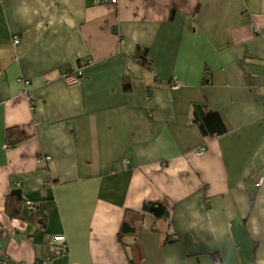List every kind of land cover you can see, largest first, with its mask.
<instances>
[{"label": "crops", "instance_id": "0c3cea01", "mask_svg": "<svg viewBox=\"0 0 264 264\" xmlns=\"http://www.w3.org/2000/svg\"><path fill=\"white\" fill-rule=\"evenodd\" d=\"M76 68L81 81L67 86ZM263 99L264 0H2L6 263L264 264ZM197 105L227 131L202 137ZM10 127L24 138L5 148ZM16 188L44 202L45 228L27 225L23 204L9 217ZM151 200L167 217L146 214L119 237L126 211Z\"/></svg>", "mask_w": 264, "mask_h": 264}, {"label": "trees", "instance_id": "16d2710c", "mask_svg": "<svg viewBox=\"0 0 264 264\" xmlns=\"http://www.w3.org/2000/svg\"><path fill=\"white\" fill-rule=\"evenodd\" d=\"M142 54L140 55V58L142 59V62L145 63L146 60L144 54ZM125 87L127 88L126 84ZM193 117L196 128L202 137L213 135L218 136L227 131L224 119L219 112L204 110L201 105H197L193 109ZM23 138L24 135L18 127H10L6 129V139L10 146L22 141ZM23 202L24 199L21 195L20 189H12L5 199V210L10 218L21 217ZM34 203H36V211L28 217L29 223L27 225L31 227L34 226L33 231H36L45 228L46 212L43 201ZM146 214H151L155 218H165L168 215V207L160 201L151 200L144 202L141 210L138 212L126 211L118 232L119 237L125 234L137 235L138 230L141 227L142 219ZM167 238L165 239V242L168 241Z\"/></svg>", "mask_w": 264, "mask_h": 264}, {"label": "built area", "instance_id": "2783aa9c", "mask_svg": "<svg viewBox=\"0 0 264 264\" xmlns=\"http://www.w3.org/2000/svg\"><path fill=\"white\" fill-rule=\"evenodd\" d=\"M94 2V4H110L113 6L117 5L118 0H92ZM2 2V0H0V3ZM14 43H18V39L14 37ZM91 60H83L82 63H90ZM82 76V69L81 68H76V70L73 73H64L62 74L63 80L65 82V84L67 86H72V85H78V82L80 80V77ZM20 82H22L23 84V90L22 92L28 97L29 100H31L30 97V92L28 90V85H29V81L28 80H23V79H19ZM170 87L173 89H177L180 87V82L179 80H177L176 77H173L172 80L170 81ZM264 102V99H263ZM32 101H30L31 104V109L33 110V105H32ZM5 148L10 147V144L5 143L4 145ZM204 152V148L201 147L198 151L199 154H202ZM50 156H43V158L41 160H49ZM23 207L24 210L28 213V214H32L36 211V203H34V201L31 200H24L23 202ZM26 227L27 225L21 224L20 226H18L19 230L22 232L23 236H26ZM54 240L57 242H60V244H63L65 242V237L64 235H57L54 236ZM51 252L53 255H57L60 252V249L57 247H52L51 248ZM50 259L49 256H46L45 258L36 260V262L34 264H45L48 260ZM7 261V255L0 249V262H4L6 263Z\"/></svg>", "mask_w": 264, "mask_h": 264}, {"label": "rangeland", "instance_id": "374dc122", "mask_svg": "<svg viewBox=\"0 0 264 264\" xmlns=\"http://www.w3.org/2000/svg\"><path fill=\"white\" fill-rule=\"evenodd\" d=\"M84 64H86V63H84ZM82 78V76L80 77V79ZM172 80V78L169 80V85H170V81ZM79 84V83H78ZM263 101V100H262ZM264 103V102H263Z\"/></svg>", "mask_w": 264, "mask_h": 264}, {"label": "water", "instance_id": "95a60500", "mask_svg": "<svg viewBox=\"0 0 264 264\" xmlns=\"http://www.w3.org/2000/svg\"><path fill=\"white\" fill-rule=\"evenodd\" d=\"M0 264H7V263H4V262H0Z\"/></svg>", "mask_w": 264, "mask_h": 264}, {"label": "bare ground", "instance_id": "6f19581e", "mask_svg": "<svg viewBox=\"0 0 264 264\" xmlns=\"http://www.w3.org/2000/svg\"><path fill=\"white\" fill-rule=\"evenodd\" d=\"M80 81H81V79L79 80V82H78V83H80Z\"/></svg>", "mask_w": 264, "mask_h": 264}]
</instances>
